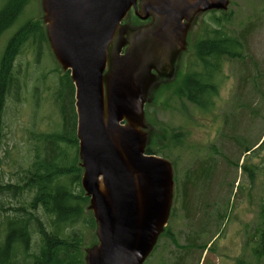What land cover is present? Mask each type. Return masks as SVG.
I'll list each match as a JSON object with an SVG mask.
<instances>
[{
    "label": "rangeland",
    "instance_id": "1",
    "mask_svg": "<svg viewBox=\"0 0 264 264\" xmlns=\"http://www.w3.org/2000/svg\"><path fill=\"white\" fill-rule=\"evenodd\" d=\"M5 1L0 0V6ZM229 1L225 14L204 13L194 19L184 44L178 46L181 53L176 68L168 63L171 48L167 44L152 53L162 62L163 74L175 79L158 85L145 103L140 129L151 134V150L172 164L174 186L165 234L159 235L143 264H264V257L258 260L252 253V238L262 225L264 147L247 160V172L241 168L244 147L255 143L258 147L264 139V0ZM215 18L226 20L224 29L241 38L243 55L239 60L224 61L214 104L210 110H202L180 91L196 61V42L217 28ZM133 20L137 22L135 16ZM28 22L41 26L44 39L39 42L32 32L14 59L18 89L13 88L7 98L0 152V170L6 182H15L38 156H43V135L60 132L62 126L58 100L61 78L67 71L57 61L46 35L43 0H27L18 21L0 36V57L14 33ZM70 97L69 89L65 90L64 103L69 110ZM63 146L66 159H75L76 148ZM77 160L81 163L79 156ZM211 164L212 178L207 183L211 191L202 195L205 185L192 178L197 168ZM251 169L254 180L249 176ZM82 174L81 168L80 180ZM76 188L86 196L81 183ZM7 198L11 205L19 202ZM89 201L85 212L94 217ZM203 210L204 216L200 215ZM201 220L205 226H198ZM81 226L86 255L99 241L97 225ZM38 238L35 234L34 240ZM194 238L199 240L197 249H185ZM189 251L195 253L186 255ZM180 254L186 255L183 263L177 262Z\"/></svg>",
    "mask_w": 264,
    "mask_h": 264
},
{
    "label": "water",
    "instance_id": "2",
    "mask_svg": "<svg viewBox=\"0 0 264 264\" xmlns=\"http://www.w3.org/2000/svg\"><path fill=\"white\" fill-rule=\"evenodd\" d=\"M229 4V0H43L46 35L75 86L81 185L90 198L88 209L99 240L87 250L85 264H143L168 224L172 164L147 152L151 134L142 131L140 123L157 86L175 78L160 70L162 62L152 57L158 51L148 35L170 39L168 63L176 68L178 46L184 44L194 19L211 9L226 11ZM132 8L140 19L152 16L157 30L132 25Z\"/></svg>",
    "mask_w": 264,
    "mask_h": 264
},
{
    "label": "trees",
    "instance_id": "3",
    "mask_svg": "<svg viewBox=\"0 0 264 264\" xmlns=\"http://www.w3.org/2000/svg\"><path fill=\"white\" fill-rule=\"evenodd\" d=\"M26 2L27 0H8L0 6V36L15 25ZM221 19L215 18L217 28L196 42V61L185 77L180 91L186 99L202 110H210L214 104L213 97L217 94L218 77L224 61L239 60L243 55L241 38L230 35L224 29L226 20ZM32 32L39 38V42L42 37L44 39L41 26L28 22L14 33L0 57V152L4 138L3 119L7 98L13 88L18 89L17 76L13 71L14 59L18 48ZM67 89L71 94L70 110L64 103V92ZM58 101L62 116L61 130L43 135L44 155L38 156L15 182L4 181V174L0 170V264H85L83 246L86 238L80 225L93 228L96 222L94 217L85 212L88 196H84L76 188L81 183L82 167L77 160L79 141L75 86L69 71L61 78ZM151 144L147 152L157 154L151 150ZM63 145L76 148L75 159H66ZM257 145L258 143L247 145L243 149L244 164L241 168L244 172L249 169L247 160L259 148L264 147V139L258 147ZM212 166L214 165L197 168L192 178L198 184L205 185L202 195L211 191L207 183L212 178ZM249 172L250 179L254 180V170ZM239 185L240 183L236 192ZM25 195L30 198H25ZM7 197L16 198L19 202L11 205L6 201ZM260 207L262 225L252 238L255 242L252 253L258 260L264 257V197ZM202 213L200 215L204 216L205 211ZM201 225L205 226L206 222L199 221L198 226ZM35 234L39 236L36 240ZM192 240L188 241L185 249H197L199 240ZM205 249L207 248L203 251ZM194 253L189 251L186 255ZM186 255L180 254L177 262L183 263Z\"/></svg>",
    "mask_w": 264,
    "mask_h": 264
},
{
    "label": "flooded vegetation",
    "instance_id": "4",
    "mask_svg": "<svg viewBox=\"0 0 264 264\" xmlns=\"http://www.w3.org/2000/svg\"><path fill=\"white\" fill-rule=\"evenodd\" d=\"M139 4H140V1L138 2V9H139ZM212 12H222V14H225V10H221V9H211V10H208V11H205V12H203L202 14H204V13H206V14H208V13H212ZM134 16L137 18V22H135L134 20H133V18H134ZM200 16V15H199ZM198 16V17H199ZM153 20H154V18L152 17V16H150L148 19H146V20H143V19H140L138 16H137V14H136V12H135V9L134 8H132L131 9V11H130V22H131V24L132 25H134L135 27H146V26H151V29L150 30H152V29H154L155 27V23L153 24ZM158 22H159V20H158ZM157 22V23H158ZM124 23H125V21H124ZM154 30H157L156 28L154 29ZM42 32H43V30H42ZM150 38H151V40L153 41V43H151V45H152V47L153 48H156L157 49V51L159 50H161L162 49V44H167V46L169 45V43H170V39L167 41V42H165V40L164 39H168V37H164L163 36V34H161V37L159 38V37H156V36H154V35H148ZM165 42V43H164ZM157 46H159V47H157ZM127 48V47H126ZM125 52V48L123 49V53ZM153 73H157L155 70H154V72ZM185 80V79H184ZM167 84H169V83H163V84H161V85H167Z\"/></svg>",
    "mask_w": 264,
    "mask_h": 264
},
{
    "label": "bare ground",
    "instance_id": "5",
    "mask_svg": "<svg viewBox=\"0 0 264 264\" xmlns=\"http://www.w3.org/2000/svg\"><path fill=\"white\" fill-rule=\"evenodd\" d=\"M28 213V212H27ZM19 247V246H18ZM16 253V252H15ZM13 255V254H12Z\"/></svg>",
    "mask_w": 264,
    "mask_h": 264
}]
</instances>
